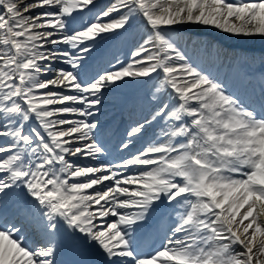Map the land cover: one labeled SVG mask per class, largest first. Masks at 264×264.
<instances>
[{
    "label": "snow or ice",
    "instance_id": "obj_1",
    "mask_svg": "<svg viewBox=\"0 0 264 264\" xmlns=\"http://www.w3.org/2000/svg\"><path fill=\"white\" fill-rule=\"evenodd\" d=\"M191 28L264 41V0H0V264H264V48Z\"/></svg>",
    "mask_w": 264,
    "mask_h": 264
},
{
    "label": "bare ground",
    "instance_id": "obj_2",
    "mask_svg": "<svg viewBox=\"0 0 264 264\" xmlns=\"http://www.w3.org/2000/svg\"><path fill=\"white\" fill-rule=\"evenodd\" d=\"M103 2H104V0H101V3H103ZM221 35H222V36H226V37L229 38V35H227V34L222 33ZM238 40H239V41H243V39H241V38H239ZM263 42H264V41H263Z\"/></svg>",
    "mask_w": 264,
    "mask_h": 264
}]
</instances>
